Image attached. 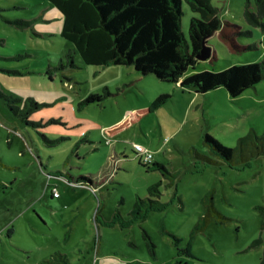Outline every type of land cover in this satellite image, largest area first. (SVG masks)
<instances>
[{"label": "rangeland", "instance_id": "1", "mask_svg": "<svg viewBox=\"0 0 264 264\" xmlns=\"http://www.w3.org/2000/svg\"><path fill=\"white\" fill-rule=\"evenodd\" d=\"M211 1L236 46L216 33L208 39L216 59L198 60L189 75L261 62L256 0ZM193 18L200 14L184 0L187 40ZM62 26L48 0H0V264H56L42 260L60 252L70 264L105 254L121 264H263L264 156L232 167L210 154L204 136L237 148L252 130L262 135L264 81L237 98L225 88L192 96L131 66L85 64ZM90 94L103 99L84 105ZM162 94L167 104L105 136ZM136 144L169 173L142 165ZM60 172L85 174L93 187ZM55 189L61 198L51 200ZM41 216L49 235L37 230L47 229Z\"/></svg>", "mask_w": 264, "mask_h": 264}, {"label": "trees", "instance_id": "2", "mask_svg": "<svg viewBox=\"0 0 264 264\" xmlns=\"http://www.w3.org/2000/svg\"><path fill=\"white\" fill-rule=\"evenodd\" d=\"M61 18V37L71 42L85 64L105 67L108 65L131 66L146 76L154 75L163 82L179 84L182 90L196 94L225 88L232 98L255 88L264 81V59L259 63L234 65L221 72L203 71L189 75L201 53L204 42L219 33V37L231 48L235 47L233 36L226 33L228 23H223L211 0H185L192 12L200 14L190 23L187 40L182 31L184 0H48ZM257 14L264 17V0H256ZM248 14V12H247ZM14 25L28 26L29 22L15 20ZM213 51L211 58L216 59ZM169 94L159 95L148 108L136 109L123 121L105 130L107 138H114L139 124L145 117L167 104ZM99 94H90L84 105L102 101ZM17 103L16 99L12 100ZM36 104V103H35ZM35 106H39L36 104ZM16 112L15 106H11ZM205 146L212 156L229 166L249 163L264 156V133L251 131L239 139L237 148H229L209 133L204 136ZM134 153L137 155L135 148ZM203 162L221 164L211 156L196 153ZM150 170L168 174L166 167L156 162L144 164ZM68 183L74 186L91 185L93 181L85 174L74 180L66 174ZM63 177L65 175H62ZM160 184L149 189L151 195L159 192ZM144 203L139 200L138 204ZM153 203V202H152ZM48 263L70 264L71 259L61 253L47 260ZM264 264V261H263Z\"/></svg>", "mask_w": 264, "mask_h": 264}, {"label": "crops", "instance_id": "3", "mask_svg": "<svg viewBox=\"0 0 264 264\" xmlns=\"http://www.w3.org/2000/svg\"><path fill=\"white\" fill-rule=\"evenodd\" d=\"M177 86H179V84H176ZM180 87V86H179ZM184 93L185 92H188L189 94H193L192 96H195V95H197L196 93H194L192 90H182ZM67 174V173H66ZM66 174H63L62 172H60V176H62V175H65L64 176V180L66 181V179H65V177H67V175ZM68 175L69 176H71L72 177V180H74L77 176H79V175H82V174H79V175H76V176H72V174L71 173H68ZM82 186H84V185H82ZM85 187H93V186H91V185H85ZM55 197L53 196V191L51 192V194H50V199L52 200V199H54ZM58 198H61V195L58 197ZM42 217V216H41ZM42 220H43V222H44V224H45V228H47V229H37L41 234H45V235H49L46 231H51V224H49V222L45 219V218H43L42 217ZM34 226V225H33ZM61 253V252H60ZM57 253H53V254H51V256L49 257H46V258H44V260H42L43 262H46L47 260H49L50 258H52L54 255H56ZM64 255H66V254H64ZM67 256V255H66ZM72 261V260H71ZM42 263V262H41ZM88 264H90V262L88 263ZM94 264H121L120 263V261L119 260H117V259H115L114 257H111V256H109L108 254H105V255H103V256H98L97 257V259H95V262H94Z\"/></svg>", "mask_w": 264, "mask_h": 264}, {"label": "built area", "instance_id": "4", "mask_svg": "<svg viewBox=\"0 0 264 264\" xmlns=\"http://www.w3.org/2000/svg\"><path fill=\"white\" fill-rule=\"evenodd\" d=\"M135 151H136L137 155L142 159L144 164H148V163H151L154 161V155L149 150H147L146 148L136 144L135 145ZM72 185H74V184H72ZM53 196L55 198H58L60 196L59 192L56 189L53 191Z\"/></svg>", "mask_w": 264, "mask_h": 264}, {"label": "water", "instance_id": "5", "mask_svg": "<svg viewBox=\"0 0 264 264\" xmlns=\"http://www.w3.org/2000/svg\"><path fill=\"white\" fill-rule=\"evenodd\" d=\"M212 48L204 42L201 53L197 56L199 60H208L212 57Z\"/></svg>", "mask_w": 264, "mask_h": 264}]
</instances>
